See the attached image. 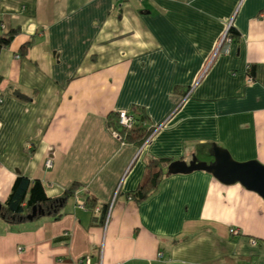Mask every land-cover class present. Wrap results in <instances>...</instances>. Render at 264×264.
I'll return each mask as SVG.
<instances>
[{
	"label": "crops",
	"instance_id": "obj_1",
	"mask_svg": "<svg viewBox=\"0 0 264 264\" xmlns=\"http://www.w3.org/2000/svg\"><path fill=\"white\" fill-rule=\"evenodd\" d=\"M9 30L0 205L16 175L50 198L76 186L55 219L0 218V264L264 262V201L237 181L164 173L129 196L148 159L209 161L217 145L264 165V0H0ZM118 109L161 125L116 139Z\"/></svg>",
	"mask_w": 264,
	"mask_h": 264
},
{
	"label": "trees",
	"instance_id": "obj_2",
	"mask_svg": "<svg viewBox=\"0 0 264 264\" xmlns=\"http://www.w3.org/2000/svg\"><path fill=\"white\" fill-rule=\"evenodd\" d=\"M226 31L229 37L235 35L229 27H227ZM12 32L13 30H9L4 35L0 34V47L7 44ZM248 78L250 77L248 76ZM133 117V124L128 129L120 128L117 125L115 112L114 117L110 118L108 123L111 130H115L119 134L121 140L140 144L149 134L152 125L145 126L142 120L136 118L134 115ZM171 161L167 158L148 159L144 165L142 178L136 188L130 192L129 196L138 201L149 195L155 188L161 175L168 173L166 167ZM74 186L76 184L72 182L63 190L60 196L50 198L44 195L40 182L37 179H28L25 176L16 175L12 180L3 204L0 205V218L8 222L24 220L25 214L29 213L31 206H39L42 213L36 212L33 217L47 214L51 219H55L61 214L59 208L63 199L72 194Z\"/></svg>",
	"mask_w": 264,
	"mask_h": 264
},
{
	"label": "water",
	"instance_id": "obj_3",
	"mask_svg": "<svg viewBox=\"0 0 264 264\" xmlns=\"http://www.w3.org/2000/svg\"><path fill=\"white\" fill-rule=\"evenodd\" d=\"M211 159L197 160L194 156L187 163L182 160H173L168 163V173L187 172L190 170H204L222 183L237 181L243 187L255 191L264 201V165L255 159L236 161L222 147L212 145L210 149ZM42 213L39 206H31L25 219H31L35 213ZM169 264H186L171 262Z\"/></svg>",
	"mask_w": 264,
	"mask_h": 264
},
{
	"label": "built area",
	"instance_id": "obj_4",
	"mask_svg": "<svg viewBox=\"0 0 264 264\" xmlns=\"http://www.w3.org/2000/svg\"><path fill=\"white\" fill-rule=\"evenodd\" d=\"M115 1H117L118 3H122L124 0H115ZM228 40H230V37L227 35L226 29H225V31L221 34L218 40L217 47L220 46V44H222L223 42H226ZM115 113H116V123L120 128L128 129L132 126L134 117L131 112L126 111L124 109H118L115 111ZM160 125L161 124L152 125V129L150 130L149 134L146 136V138L143 141L147 140L148 137L151 135V133L154 130H156ZM110 133L114 138L121 140L119 134L115 130H110ZM43 165L45 167H50V160L47 158L44 159ZM78 204L81 206V202H79ZM228 232L234 234V233H237V229L230 227L228 228ZM83 264H91V263L88 262L86 257H83ZM92 264H99V263H92ZM262 264H264V262Z\"/></svg>",
	"mask_w": 264,
	"mask_h": 264
}]
</instances>
